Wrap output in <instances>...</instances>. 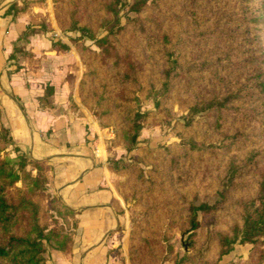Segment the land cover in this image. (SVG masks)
Instances as JSON below:
<instances>
[{
  "label": "rangeland",
  "instance_id": "obj_1",
  "mask_svg": "<svg viewBox=\"0 0 264 264\" xmlns=\"http://www.w3.org/2000/svg\"><path fill=\"white\" fill-rule=\"evenodd\" d=\"M24 1L18 10L37 26L29 28L79 50L76 104L101 127L116 208L129 221L117 264H132L131 251L138 264H264V237L223 256L217 238L241 227L246 207L264 203V20L258 28L253 22L264 16V0H145L139 12L136 0ZM111 5L119 11L113 30L123 29L100 48ZM169 57L177 64L166 80ZM133 123L140 129L129 150ZM6 157L25 158L36 174L8 131L0 133V161ZM40 175L47 184L33 200L41 223L73 234L72 218L56 211L44 167ZM25 190L18 181L9 193L17 199ZM201 204L213 209L198 211L193 229L190 207Z\"/></svg>",
  "mask_w": 264,
  "mask_h": 264
},
{
  "label": "crops",
  "instance_id": "obj_2",
  "mask_svg": "<svg viewBox=\"0 0 264 264\" xmlns=\"http://www.w3.org/2000/svg\"><path fill=\"white\" fill-rule=\"evenodd\" d=\"M15 3L20 0H0V128L18 153L47 163L50 192L76 220L69 251L49 249L45 264H117L129 221L116 208L101 127L76 104L82 62L74 48L53 50L49 31L20 39L37 26L30 15L13 16Z\"/></svg>",
  "mask_w": 264,
  "mask_h": 264
},
{
  "label": "trees",
  "instance_id": "obj_3",
  "mask_svg": "<svg viewBox=\"0 0 264 264\" xmlns=\"http://www.w3.org/2000/svg\"><path fill=\"white\" fill-rule=\"evenodd\" d=\"M254 1V0H252ZM33 1H24V3H31ZM146 4L145 0H136V7L133 5L132 9L139 12L141 6ZM20 4H13L10 7V12L13 13L14 17L26 15L25 12L19 11ZM106 14H110L109 19L104 15V22L107 24L109 33L101 38L97 39L96 43L100 48L110 42V37L113 34H120L122 27L114 32V22L118 20L119 11L116 10L115 6L107 7L104 11ZM264 20L262 13L255 16L254 26L258 28L259 23ZM77 25H74V28ZM78 30H84V27H78ZM35 31L32 28H28L20 37L22 40L33 34ZM260 34H258V37ZM91 38H95L92 34ZM260 41V40H259ZM52 49L56 51H67L69 46L63 45L60 42H53ZM15 51H21V49H15ZM79 51V50H77ZM29 54V53H27ZM168 70L166 72V80L170 78L171 71L174 70L177 64L176 59L169 57L166 61ZM82 79L79 83V86ZM83 83V82H82ZM264 87V83H261ZM49 95V93H46ZM217 103L215 101L209 103V107L216 109ZM195 109V107H194ZM102 125V124H101ZM103 127V126H102ZM140 126L133 123V133L128 132L126 135L127 143L129 144L128 149L131 150L133 145L136 144L137 136L139 133ZM0 133L6 135L7 131L0 128ZM36 169V174L32 175L27 170V160L25 158H19L17 161L6 157L0 161V264H45L44 253L46 249H53L61 253H67L72 245L73 234H66L62 231L55 230L53 228L48 229L46 225L41 223L40 218V207L34 197L39 196L40 193L45 191V185L47 180L42 178L40 171L44 167L49 171V166L45 161H30ZM15 165L18 169H15ZM111 170V169H110ZM18 181L25 184V194H21L17 199H13L10 196L9 190ZM154 184V183H153ZM259 199L264 200V177L259 185ZM58 201L61 209L56 210L58 215L62 218H72V228H74L76 220L74 212L66 207L62 201L53 199V202ZM190 222L193 229L198 226L196 213L202 211L208 213L213 207L207 204H201L199 206H191ZM244 215L242 225L237 228L232 234L228 232L217 233L218 242L220 245L219 255L223 256L227 254L236 243L246 244L253 243L257 239L264 237V203L260 204L257 210H249L248 207L244 209ZM24 220L26 230L20 233V226ZM134 241L131 240L130 247L133 248ZM130 260L132 264H138L139 261L134 252H130ZM137 260V261H136ZM178 264V263H176Z\"/></svg>",
  "mask_w": 264,
  "mask_h": 264
},
{
  "label": "water",
  "instance_id": "obj_4",
  "mask_svg": "<svg viewBox=\"0 0 264 264\" xmlns=\"http://www.w3.org/2000/svg\"><path fill=\"white\" fill-rule=\"evenodd\" d=\"M186 249V248H185Z\"/></svg>",
  "mask_w": 264,
  "mask_h": 264
}]
</instances>
